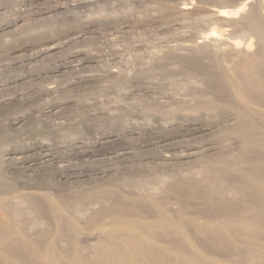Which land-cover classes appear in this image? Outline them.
Here are the masks:
<instances>
[{
    "label": "bare ground",
    "instance_id": "bare-ground-1",
    "mask_svg": "<svg viewBox=\"0 0 264 264\" xmlns=\"http://www.w3.org/2000/svg\"><path fill=\"white\" fill-rule=\"evenodd\" d=\"M257 2L224 0L209 11L211 18L231 26L234 35L226 34V28L211 26L200 40L181 45L180 49H187L184 53L172 47L165 54L167 60L200 76L204 94L190 86L198 95L192 92L183 106L148 111L170 121L176 115L189 118L191 123L183 132L199 140L211 138L207 147H189L183 155L162 153L157 163L162 166L144 165V170H151L142 178H135L132 172L137 165L132 164L135 168L125 166L129 174L124 177L111 175L113 180L109 177L112 181L106 184L60 191L56 196L35 184L18 188L20 184L3 172L6 162L0 149V264H264V12ZM188 4L182 3L180 10H186ZM35 11L45 17L51 12L44 6ZM205 18L200 17L202 21ZM42 35L26 39L34 43L46 37ZM9 46L7 40L0 42L2 51ZM40 52L51 56L56 54L55 46ZM17 58L20 55L14 56ZM159 67L157 72L166 73L165 66ZM13 148L18 158L9 161L16 162L21 151ZM177 160H184L186 167L180 168ZM161 168L165 171L157 172ZM43 182L53 185L47 179Z\"/></svg>",
    "mask_w": 264,
    "mask_h": 264
},
{
    "label": "rangeland",
    "instance_id": "rangeland-1",
    "mask_svg": "<svg viewBox=\"0 0 264 264\" xmlns=\"http://www.w3.org/2000/svg\"><path fill=\"white\" fill-rule=\"evenodd\" d=\"M6 1L0 0V42L7 40L11 48L0 49V149L6 162L3 172L11 181L20 184L18 188L35 184L38 189H44L41 191H50L56 196L77 187L106 184L114 175L124 177L129 174L124 170L125 166L133 165H137L136 168L133 166L136 170L140 168L132 172H135V178H142L143 173L150 172L151 169L147 168L162 166L157 163L160 164L166 153L183 155L189 147L208 146L211 138L199 140L195 135L183 132L191 123L189 118L176 115L177 118L170 117V121L164 119L169 117L153 111L154 115L148 110L183 106V102L190 100L194 93L190 86H195L199 95L204 94L200 76L190 73L181 63L167 60L165 54L172 47L173 50L179 49L178 53L183 49L184 53L187 49H180L181 45L200 40L211 26L226 28V34L234 35L231 26L228 28L216 17L211 18L213 15L209 10L213 11L212 8L223 4L224 0ZM184 2L189 4L182 11L180 7ZM257 4L264 12V0H258ZM41 6L51 10L47 17L35 13V9ZM201 15L210 17L207 20L203 16L206 20L202 21ZM39 33L49 37L34 43L26 39L28 35L37 36ZM53 44L56 54L49 56L40 52ZM17 54L20 55L18 61L14 59ZM159 66H165L166 73L157 72ZM82 75L91 79L83 80ZM163 127L170 129L169 132H162ZM12 148L21 151L16 162L9 161L11 157L18 158ZM177 161L179 165L180 160ZM183 161L180 168L185 165ZM162 168L157 172L165 171ZM115 169H119L118 174ZM46 179L54 186L45 185L43 180Z\"/></svg>",
    "mask_w": 264,
    "mask_h": 264
}]
</instances>
